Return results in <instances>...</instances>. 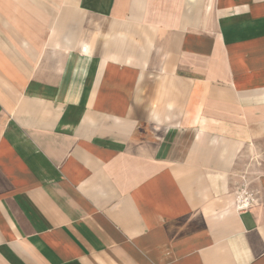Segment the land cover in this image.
<instances>
[{
  "label": "crops",
  "instance_id": "0c3cea01",
  "mask_svg": "<svg viewBox=\"0 0 264 264\" xmlns=\"http://www.w3.org/2000/svg\"><path fill=\"white\" fill-rule=\"evenodd\" d=\"M0 264H264V0H0Z\"/></svg>",
  "mask_w": 264,
  "mask_h": 264
},
{
  "label": "built area",
  "instance_id": "2783aa9c",
  "mask_svg": "<svg viewBox=\"0 0 264 264\" xmlns=\"http://www.w3.org/2000/svg\"><path fill=\"white\" fill-rule=\"evenodd\" d=\"M255 204L253 194L244 189L237 197V210L239 212L248 210Z\"/></svg>",
  "mask_w": 264,
  "mask_h": 264
}]
</instances>
